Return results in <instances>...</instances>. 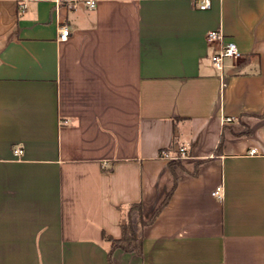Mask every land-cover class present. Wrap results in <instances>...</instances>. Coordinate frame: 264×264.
<instances>
[{"label":"crops","instance_id":"0c3cea01","mask_svg":"<svg viewBox=\"0 0 264 264\" xmlns=\"http://www.w3.org/2000/svg\"><path fill=\"white\" fill-rule=\"evenodd\" d=\"M199 6L0 0V264H110L103 234L151 218L180 147L142 256L113 264H264V0ZM213 30L242 54L222 71Z\"/></svg>","mask_w":264,"mask_h":264},{"label":"trees","instance_id":"16d2710c","mask_svg":"<svg viewBox=\"0 0 264 264\" xmlns=\"http://www.w3.org/2000/svg\"><path fill=\"white\" fill-rule=\"evenodd\" d=\"M175 144L176 143H173L171 149H174ZM221 147L222 141L219 143V146L216 150L217 154L221 152ZM176 164L181 165L180 160H174L168 163V166L174 176L173 186L149 220H145L143 217V207L141 202L131 203L128 205L125 217L123 219L121 237L114 238L106 233L103 234V240L109 246L108 259L110 264H113V252L119 249L127 253H135L139 256H142L145 227L151 225L157 219L161 211L169 204L177 187L178 177L173 169L174 165Z\"/></svg>","mask_w":264,"mask_h":264},{"label":"built area","instance_id":"2783aa9c","mask_svg":"<svg viewBox=\"0 0 264 264\" xmlns=\"http://www.w3.org/2000/svg\"><path fill=\"white\" fill-rule=\"evenodd\" d=\"M98 0H56V9L60 7H65L68 10H79V9H89L93 10L97 6ZM211 0H200V10H207L210 8ZM25 5L23 6V8ZM69 36V30L67 27H61L59 30V39L61 41L67 40ZM206 40L208 43L218 41L222 44L220 51L213 53L210 56L211 63L213 66L222 71L224 68V62L228 59L238 60L242 57L241 52L239 51L237 45L232 41H226L224 34L220 30H213L207 33ZM14 154L17 157H21L23 155V150L21 148H17L14 150ZM251 155H255L256 150L250 151ZM187 156V148L180 147L178 149L177 155L173 158V160H181ZM214 198L222 199L223 197V188L222 186L217 187L211 194Z\"/></svg>","mask_w":264,"mask_h":264}]
</instances>
